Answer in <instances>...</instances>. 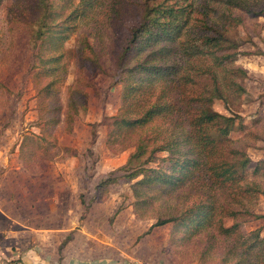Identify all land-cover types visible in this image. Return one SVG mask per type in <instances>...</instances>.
I'll return each instance as SVG.
<instances>
[{
  "label": "rangeland",
  "instance_id": "374dc122",
  "mask_svg": "<svg viewBox=\"0 0 264 264\" xmlns=\"http://www.w3.org/2000/svg\"><path fill=\"white\" fill-rule=\"evenodd\" d=\"M39 1L3 0L0 4V264H175L164 253L171 225L142 240L139 237L156 223L139 217L134 208V185L142 177L130 183L122 180L109 187L106 201H93L98 183L124 175L120 168L134 150L113 154L106 140L122 107L123 85L117 82L115 66L130 29L141 22L146 0H93L88 9L82 0H53L61 17L58 23L63 24L78 9L67 21L71 28L58 30L68 36L63 45L55 47L52 40L43 48L45 60L64 55L57 74L58 90L43 109L38 104V88L48 79L35 75L43 40L34 32L41 24ZM154 2L190 12L184 34L169 47L179 49L182 42L198 49L180 51L162 61L178 66L179 77L184 78L177 77L171 89L181 88L180 96L197 101L215 87L216 74L228 103L215 100L213 110L236 120L230 145L254 162L264 161V18H252L247 12L264 7V0H236L234 6L228 0ZM228 17L243 23L240 26L232 19L229 25ZM211 24L224 27L238 44L234 64L219 67L203 46V38L213 35L207 29ZM85 37L95 47L94 59L83 42ZM144 55L134 58L132 65ZM86 56L91 58L87 68L81 61ZM236 68H240L239 75ZM234 80L245 92L230 83ZM72 90L83 91L85 98L75 95L77 113L67 117ZM43 116L61 118L52 139L38 125ZM24 142L30 152L40 144L44 165L35 171L25 166ZM262 167L258 175L249 172L246 179L264 191ZM170 192L160 194L146 214L149 218L173 212L193 197L189 191ZM233 192L249 210L264 215V194ZM225 223L230 227L233 221L227 218ZM256 230L264 238V218L242 222L236 236H250ZM221 245L209 248L205 261H198L201 248L197 244L185 249L180 259L183 264H228L232 258Z\"/></svg>",
  "mask_w": 264,
  "mask_h": 264
},
{
  "label": "trees",
  "instance_id": "16d2710c",
  "mask_svg": "<svg viewBox=\"0 0 264 264\" xmlns=\"http://www.w3.org/2000/svg\"><path fill=\"white\" fill-rule=\"evenodd\" d=\"M92 1L82 0V6L85 4L88 9ZM154 1L146 0L141 22L130 29L128 42L115 66L117 82L123 85L122 107L113 118L106 145L116 155L129 149L134 150L126 164L120 168L124 175L110 176L98 183L93 201H106L109 187L122 180L130 183L142 177L134 185L137 200L134 208L139 217L156 220L142 237L157 227L171 225L164 253L173 263H185L180 256L194 244L201 248L198 261H205L209 248L222 244L232 258L228 264H264V248H260V245H264V238L260 230L251 232L250 236H236L242 222L263 219L264 215L249 210L246 202L233 192L238 190L247 195L264 194L257 184L246 179L249 172L258 175L263 170L264 161L254 162L247 153L234 148L232 143L230 145L236 120L213 110L215 100L228 103L226 90L216 74L215 87L200 100L183 98L180 96L181 88L171 89L179 77L180 69L175 65H164L162 61L169 55L176 56L180 51L195 49L193 45H182V42L178 45L179 49L177 46L169 47L176 44L184 34L190 12L186 8H174L164 2ZM233 1L236 0H228V3ZM38 7L41 24L34 32L43 40L37 56L38 64L35 68H38V72L35 75L40 79H48L39 88L36 86L39 89L38 104L43 109L47 107L49 97L58 90L60 78L57 74L64 57L61 54L45 60L43 48L52 40L55 47L63 45L68 36L64 37L58 30L71 28L67 21L76 16L78 8L61 24L57 22L61 17L54 9L53 0H40ZM247 12L252 18H264V7L248 8ZM232 19L240 26L243 23L237 17H228L227 22ZM207 29L213 35L203 38V46L213 55L218 66L234 64L239 55L238 44L227 36V30L222 26L211 24L207 25ZM85 38L83 42L94 59L95 47ZM219 52L222 54L219 55ZM142 55L145 58L132 65V60ZM90 59L89 56L81 59L87 64H83L85 68L89 67ZM239 72L240 68H236L235 74L239 75ZM178 79L183 81L184 78ZM235 82L230 83L245 92ZM184 83L188 84L186 81ZM75 95L85 98L83 91H70L67 117L77 113ZM60 123L61 118L43 116L38 125L46 137L52 139L54 129ZM39 147L40 144L37 151L30 152L26 142L22 144L24 163L31 171L44 165ZM159 154L165 156L161 158ZM170 191H189L193 197L188 198L186 204L174 207L173 212L149 218L146 214L160 194ZM227 218L233 221L230 227L226 226Z\"/></svg>",
  "mask_w": 264,
  "mask_h": 264
},
{
  "label": "crops",
  "instance_id": "0c3cea01",
  "mask_svg": "<svg viewBox=\"0 0 264 264\" xmlns=\"http://www.w3.org/2000/svg\"><path fill=\"white\" fill-rule=\"evenodd\" d=\"M152 226V225H151ZM150 226V227H151ZM150 227L148 228V230L150 229ZM158 228H162V227H157V228H155V229H153V231L150 233V234H148V235H151L152 233H154V231L156 230V229H158ZM148 230H146L144 233H142L139 237H140V239L142 240L143 238H145L146 236H148V235H145L144 237H142ZM140 240V241H141ZM138 263L139 264H144L143 262H139L138 261ZM159 263H160V261H159ZM99 264H100V262H99ZM101 264H106V263H104V262H102ZM122 264V263H121ZM124 264V263H123ZM149 264V263H148Z\"/></svg>",
  "mask_w": 264,
  "mask_h": 264
}]
</instances>
